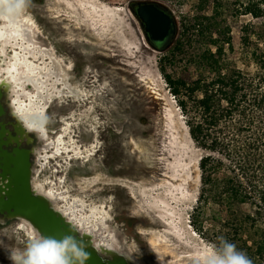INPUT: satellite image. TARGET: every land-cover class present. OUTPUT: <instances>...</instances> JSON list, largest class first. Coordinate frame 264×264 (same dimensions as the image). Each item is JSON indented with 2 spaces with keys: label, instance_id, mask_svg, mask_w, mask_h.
Segmentation results:
<instances>
[{
  "label": "flooded vegetation",
  "instance_id": "obj_1",
  "mask_svg": "<svg viewBox=\"0 0 264 264\" xmlns=\"http://www.w3.org/2000/svg\"><path fill=\"white\" fill-rule=\"evenodd\" d=\"M108 1L113 8L111 12L107 0H25L18 11L16 0H8L9 14L16 20L27 21L31 33L12 41L6 52V61L9 58L15 61L16 56L28 57L38 78L49 88V96L39 108H35L38 113L35 131L30 134V139L24 138L22 147L33 152L34 184H41L47 190L68 189L88 201L109 206L107 209L113 214L114 226L143 251L137 257L144 264H161L150 249L152 241L142 239L143 232L139 230L135 215L140 207L137 199L122 207L115 197L85 196L76 193L72 187L78 184L80 177L89 175L84 173V163L96 159L94 153L89 155L87 149L82 150L79 146L83 132L76 122L82 121L80 116L87 107L93 106L88 118L104 121L106 126L102 130L99 148L107 152L102 157L111 169L108 170L110 176L116 175V154L134 152L131 147L118 149L115 146L113 150L112 139L107 136L116 132L122 121L126 122L120 132L124 137L116 138L120 145L126 140L133 143L130 136L133 130L141 131L146 141L152 137L153 90H150L152 81L146 76L145 69L154 66L156 57L162 62L180 47L182 33L176 45L169 49L177 34L178 21L183 32V20L170 0H127L124 10L137 40L130 49L122 44L120 34L121 0ZM168 3L175 7V16ZM149 6L153 15L148 13ZM159 25H162L161 29ZM0 56L2 60L1 52ZM7 117L17 119L11 112ZM7 128L16 135L13 127ZM140 147L143 151L142 148L147 146L141 144ZM148 174L149 171L141 172L140 177L145 180ZM0 231L14 243L12 253L27 250L30 239L21 229L19 219L0 212Z\"/></svg>",
  "mask_w": 264,
  "mask_h": 264
},
{
  "label": "rangeland",
  "instance_id": "obj_2",
  "mask_svg": "<svg viewBox=\"0 0 264 264\" xmlns=\"http://www.w3.org/2000/svg\"><path fill=\"white\" fill-rule=\"evenodd\" d=\"M126 1L121 0L123 12L120 34L122 44L132 49L137 40L124 10ZM170 1L183 20L181 50L171 53L174 62L165 68L167 74L174 78L197 80L211 77L210 68L202 59L206 52L213 55L223 54L214 43L220 45L226 41L225 26L229 24L232 27L230 35L238 46L244 25L253 24L260 27L264 23V14L260 12L222 23V5L218 0ZM109 4L107 0V8L111 12L113 8ZM156 60L153 67L145 69L146 76L152 81V84H149L150 90H153L152 137L146 141L141 131L133 130L130 135L133 143L126 140L120 145L116 138L118 140L119 137H124L120 132L126 122L122 121L117 131L107 136L112 139L113 150L115 146L118 149L131 147L134 152L126 155L122 151L116 154V175L110 176L108 170L111 169L102 157L107 152H102L99 148L102 130L106 126L104 121L88 118L93 106L89 109L87 107L88 111L85 109L80 116L83 117L82 121L76 122L83 132V141L79 146L82 150L91 148L96 159L84 163V173L89 175L80 177L78 184L72 187L76 193H83L85 196L108 199L115 197L122 207L129 206L133 199H137L140 207H137L135 215L139 230L143 232L142 239L152 241L150 249L161 264H206L213 254L223 251L224 241L227 239H235L236 246L251 257V235L245 233L234 238L235 232L229 226L233 221L231 212L221 210L218 203L214 200L207 202L206 196H203L204 179L200 163L206 151L200 149L193 141L187 117L180 109L178 99L169 91L166 77L161 71L164 65L159 61V57H156ZM239 66L246 74L254 72L253 68ZM141 144L147 146L142 148L143 151H140ZM146 171H149V174L143 180L140 177L141 172ZM209 173L214 175V182L223 181L228 176L223 169ZM207 189L210 190L211 187ZM221 201L227 205L235 202L234 198L227 194L222 195ZM252 203L249 195L243 194L237 207L233 209L236 208L237 213L245 217L246 213H252ZM168 219L173 220L176 225L171 224ZM14 247L8 236L0 231V264H14L10 259ZM258 264H264V261Z\"/></svg>",
  "mask_w": 264,
  "mask_h": 264
},
{
  "label": "trees",
  "instance_id": "obj_3",
  "mask_svg": "<svg viewBox=\"0 0 264 264\" xmlns=\"http://www.w3.org/2000/svg\"><path fill=\"white\" fill-rule=\"evenodd\" d=\"M218 1L222 5V23L244 15L264 14V0ZM225 29L226 41L214 43L223 54L206 52L202 59L211 77L186 80L168 75L165 68L173 64L171 56L162 61L161 71L187 117L193 141L206 151L200 163L205 200H214L221 210L231 212L233 221L229 226L235 232L234 238L251 235L250 258L258 264L264 261V23L260 27L244 25L238 46L230 35L232 27L227 24ZM239 65L253 68L254 72L246 74ZM221 169L228 176L214 182L209 172ZM224 194L231 195L235 202H222ZM243 194L253 202L252 213L245 217L233 209Z\"/></svg>",
  "mask_w": 264,
  "mask_h": 264
},
{
  "label": "water",
  "instance_id": "obj_4",
  "mask_svg": "<svg viewBox=\"0 0 264 264\" xmlns=\"http://www.w3.org/2000/svg\"><path fill=\"white\" fill-rule=\"evenodd\" d=\"M7 3L8 0H0V52L4 57L0 59V212L19 219L29 239L33 227L46 237H73L86 247L89 254L86 264H144L137 257L143 253L138 244L130 242L114 226L109 206L88 201L68 189L47 190L32 182L33 152L22 145L24 138L30 139L35 131L38 114L35 108L49 96V88L38 78L28 57L16 56L15 61L12 58L6 61L12 41L31 33L27 21L16 20L9 14ZM168 4L175 16V7ZM152 11L149 6L148 13L153 15ZM177 24V34L169 49L176 45L182 33L180 21ZM8 112L17 119H8ZM8 126L13 127L16 135Z\"/></svg>",
  "mask_w": 264,
  "mask_h": 264
},
{
  "label": "clouds",
  "instance_id": "obj_5",
  "mask_svg": "<svg viewBox=\"0 0 264 264\" xmlns=\"http://www.w3.org/2000/svg\"><path fill=\"white\" fill-rule=\"evenodd\" d=\"M16 3L18 11L25 0ZM88 256L86 247L73 237H46L33 227L27 250L19 255L13 253L10 259L14 264H86ZM206 264H253V261L235 243L225 240L223 251L213 254Z\"/></svg>",
  "mask_w": 264,
  "mask_h": 264
},
{
  "label": "bare ground",
  "instance_id": "obj_6",
  "mask_svg": "<svg viewBox=\"0 0 264 264\" xmlns=\"http://www.w3.org/2000/svg\"><path fill=\"white\" fill-rule=\"evenodd\" d=\"M87 152H88V154L90 155V153H92L93 150L90 148V149H87ZM168 220H169V222H170L171 224L176 225L175 222H174L173 220H171V219H168Z\"/></svg>",
  "mask_w": 264,
  "mask_h": 264
}]
</instances>
